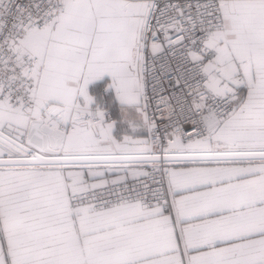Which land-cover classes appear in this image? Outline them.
Masks as SVG:
<instances>
[{"label": "snow or ice", "instance_id": "obj_1", "mask_svg": "<svg viewBox=\"0 0 264 264\" xmlns=\"http://www.w3.org/2000/svg\"><path fill=\"white\" fill-rule=\"evenodd\" d=\"M0 264H264V0H0Z\"/></svg>", "mask_w": 264, "mask_h": 264}]
</instances>
